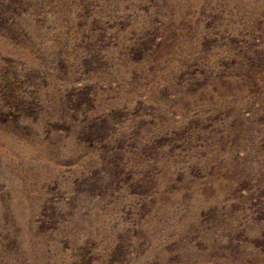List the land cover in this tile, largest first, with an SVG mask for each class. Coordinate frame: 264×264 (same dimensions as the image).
I'll list each match as a JSON object with an SVG mask.
<instances>
[{
    "label": "rangeland",
    "instance_id": "obj_1",
    "mask_svg": "<svg viewBox=\"0 0 264 264\" xmlns=\"http://www.w3.org/2000/svg\"><path fill=\"white\" fill-rule=\"evenodd\" d=\"M165 1L0 0V264H264V15Z\"/></svg>",
    "mask_w": 264,
    "mask_h": 264
},
{
    "label": "bare ground",
    "instance_id": "obj_2",
    "mask_svg": "<svg viewBox=\"0 0 264 264\" xmlns=\"http://www.w3.org/2000/svg\"><path fill=\"white\" fill-rule=\"evenodd\" d=\"M200 1H202V0H166L165 2H166V4H165V8H167V9H169V11H170V13L172 14V18H174V19H176V20H180L181 19V17L184 15L185 16V14H186V12L190 9V8H192V7H194V6H196V8H199V6H200ZM204 1V0H203ZM207 1H209V0H207ZM210 1H213V0H210ZM217 1V0H216ZM228 5L229 6H231V7H234V8H236V11H235V13H233V15L234 16H238V15H244L245 14V11H248V13L250 12V13H253V15H250V14H245L246 16H248L249 17V20L252 18V17H254L255 15L256 16H259V15H264V0H228ZM200 9V8H199ZM191 10V9H190ZM201 10V9H200ZM234 10V9H233ZM68 15V14H67ZM183 16V17H184ZM247 18V17H246ZM72 19V18H71ZM234 19V18H233ZM58 20V19H57ZM60 22V21H59ZM252 22V21H251ZM170 23V22H169ZM231 24V23H230ZM16 33H18V31L16 32ZM39 35V34H38ZM180 35V34H179ZM180 37V36H179ZM1 43H3V42H1ZM0 43V45H2ZM24 43H26V42H24ZM4 44H6V43H4ZM3 44V45H4ZM20 44V43H19ZM5 46V45H4ZM3 46V47H4ZM28 47V46H27ZM186 47V46H185ZM30 48V47H29ZM5 49V48H4ZM163 51H165V50H163ZM185 51V50H184ZM46 53V52H45ZM161 61V60H160ZM33 63V62H32ZM162 63V62H161ZM210 63V62H209ZM34 66V65H33ZM169 69V68H168ZM231 73V72H230ZM255 73V72H254ZM54 76V75H53ZM262 78V77H261ZM246 79V78H245ZM244 79V80H245ZM263 79H264V76H263ZM231 82V81H230ZM238 82V81H237ZM218 83V82H217ZM237 85V84H236ZM53 86V85H52ZM241 88V87H240ZM51 89V88H50ZM225 89V88H224ZM242 89V88H241ZM249 89V88H248ZM54 90V89H53ZM226 90V89H225ZM51 91V90H50ZM56 91V90H55ZM207 91H208V89H207ZM239 91V90H238ZM222 92H226V91H222ZM127 93V92H126ZM205 93H207V92H205ZM210 93V92H209ZM228 93V92H227ZM56 94V93H55ZM204 94V93H203ZM217 94H219V93H217ZM229 94V93H228ZM222 95V94H221ZM238 95H240V94H238ZM42 96V95H41ZM49 96H51V94H49ZM121 96V95H120ZM219 96V95H218ZM223 96V95H222ZM241 96V95H240ZM122 97V96H121ZM43 98V97H42ZM129 98V97H128ZM230 98V97H229ZM45 99V98H44ZM52 99V98H51ZM237 99V98H236ZM56 100H57V98H56ZM58 101V100H57ZM238 101V100H237ZM52 103H54V102H52ZM61 103V102H60ZM238 103V102H237ZM236 103V104H237ZM240 103V102H239ZM48 104V103H47ZM51 104V103H50ZM164 104V103H163ZM184 104V103H183ZM190 105V104H189ZM48 106V105H47ZM53 106H55V105H52V110H53ZM57 106H58V104H57ZM56 106V107H57ZM63 106V105H62ZM191 106H193V104L191 105ZM190 106V107H191ZM232 107V106H231ZM50 108V107H49ZM57 109V108H56ZM52 110H50V111H52ZM236 110V109H235ZM48 112V111H47ZM52 112H54V111H52ZM61 112V111H60ZM236 112V111H235ZM51 114V113H50ZM57 114V113H56ZM58 116V115H57ZM164 116V115H163ZM239 121V120H238ZM247 123V122H246ZM242 124V123H241ZM244 126V125H243ZM242 126V127H243ZM40 127L41 126H39V125H37V126H35L34 128H33V130H35V131H39L40 130ZM247 127V126H246ZM245 127V128H246ZM249 127V126H248ZM247 127V128H248ZM13 127H11V126H7V127H2V131L4 132V133H2L1 135V137H0V139L3 141V142H5V144H6V147H7V150L9 151V153H10V155H13L14 156V162H17V163H21L22 164V167L21 168H19V169H21L19 172L21 173V175L23 176V178H24V180L25 179H28L29 177H31V175L33 174V172L34 173H36L35 175H33L34 176V178H35V176H42L43 177V175H42V173H44V172H46L47 171V169L45 168V166H43L42 164H40L39 163V161H37L36 159H34V160H31V159H33V158H35V151H34V149H31V147H28V145H27V142H21V143H19V145H18V143L17 142H15L14 141V139H16L15 137H14V139H13V137H12V135H9L8 133H10L11 131H13V129H12ZM244 128V127H243ZM246 128V129H247ZM250 128V127H249ZM154 129V128H153ZM32 130V129H31ZM150 130V129H149ZM152 130V129H151ZM244 130V129H243ZM250 130V129H249ZM249 130H248V132H249ZM18 131V130H17ZM20 131V130H19ZM19 131H18V133H19ZM245 132V131H244ZM17 133V132H16ZM235 133V132H234ZM250 133V132H249ZM12 134V133H11ZM53 134V133H52ZM17 135V134H16ZM15 135V136H16ZM234 135V134H233ZM32 136V135H31ZM24 137V136H23ZM248 137V136H247ZM250 137V136H249ZM252 137V136H251ZM250 137V138H251ZM244 138H245V136H244ZM249 138V139H250ZM50 139H51V137H50ZM73 139V138H72ZM52 140V139H51ZM60 140V139H59ZM59 140H57V141H59ZM246 140H247V138H246ZM253 140V139H252ZM29 142H30V140H28ZM33 146L34 145H36V147H39V154L42 156V157H45V158H48V156H50V153H51V150L49 151V147H48V145H46V144H44L38 137L37 138H35V137H33ZM66 140H64V142H65ZM73 141V140H72ZM254 142V141H253ZM253 142H250V143H253ZM249 143V142H248ZM4 144V143H3ZM15 144V145H14ZM51 144V143H50ZM60 144V143H59ZM254 144V143H253ZM55 145H56V143H55ZM20 146H24V148H26V151H25V149H24V151L25 152H23V153H19V150L21 151V147ZM32 146V147H33ZM70 146V145H69ZM253 146V145H252ZM5 147V148H6ZM58 147V146H57ZM257 147V146H256ZM248 148V147H247ZM23 149H22V151H23ZM38 149V148H37ZM55 149V148H54ZM58 149V148H57ZM63 149V148H62ZM257 149V148H256ZM60 150V149H59ZM251 150V149H250ZM253 150H255V149H253ZM56 151V150H55ZM63 151V150H62ZM65 151V150H64ZM73 151V150H72ZM78 152V151H77ZM256 152V151H255ZM63 153V152H62ZM73 153V152H72ZM247 153V152H246ZM249 153V152H248ZM250 153H251V151H250ZM53 154V153H52ZM64 154V153H63ZM67 154V153H66ZM70 154V153H69ZM233 154V153H232ZM8 155V154H7ZM38 154L36 153V156H37ZM39 155V157H41ZM251 155V154H250ZM250 155H248L247 156V158L246 159H248V160H251V161H253L252 159V157L250 156ZM254 155V154H253ZM9 156V155H8ZM55 156V155H54ZM210 156V155H209ZM3 157V156H2ZM52 157V156H51ZM36 158H38V156L36 157ZM50 158V157H49ZM61 158H62V155L61 154H59L58 153V155H57V153H56V159H54V160H51V161H49L48 159L46 160L48 163H49V165H52L53 163H55V162H59L60 160H61ZM231 158V157H230ZM12 159V158H11ZM40 159V158H39ZM38 159V160H39ZM245 159V160H246ZM255 159V158H254ZM13 160V159H12ZM42 160V159H41ZM40 160V161H41ZM230 160V159H229ZM243 160V159H242ZM241 161V160H240ZM239 161V162H240ZM247 161V160H246ZM255 161V160H254ZM259 161V160H258ZM262 161V160H261ZM260 161V162H261ZM231 163H232V161H230ZM238 162V163H239ZM43 163V162H42ZM46 163V162H45ZM60 163V162H59ZM68 163V162H67ZM81 163V162H80ZM235 163V162H234ZM246 163H248V166H247V164L246 165H244V166H246V167H249V170H250V168H251V171H252V163L249 161H247ZM264 163V162H263ZM5 164H7V163H5ZM16 164V163H15ZM233 164V163H232ZM245 164V163H244ZM11 164H9V166H10ZM58 165V164H57ZM60 165V164H59ZM235 165H237V163L235 164ZM240 165H241V163H240ZM239 165V166H240ZM257 165V164H256ZM259 165V164H258ZM261 165V164H260ZM7 166V165H6ZM161 166V165H160ZM229 166V165H228ZM231 166V165H230ZM233 166V165H232ZM243 166V167H244ZM12 167V166H11ZM55 167V166H54ZM58 167V166H57ZM255 167H258V166H253V170L255 169ZM263 167V166H262ZM166 168V167H165ZM230 168V167H229ZM233 168H235L236 169V166L235 167H233ZM9 169V168H8ZM17 169V168H16ZM257 169V168H256ZM264 169V168H263ZM11 170V169H10ZM14 170V169H13ZM57 170V169H56ZM227 170H230V169H227ZM226 170V171H227ZM239 170H242V169H239ZM52 171V170H51ZM233 171V170H232ZM258 171V170H257ZM8 172H9V170H8ZM11 172V171H10ZM18 172V173H19ZM50 172V171H49ZM48 172V173H49ZM249 172V171H248ZM247 172V173H248ZM260 172V171H259ZM263 173H264V171H262ZM14 173H15V171H14ZM19 173V174H20ZM236 173V172H235ZM258 173V172H257ZM9 174V173H8ZM12 174V173H11ZM50 174V173H49ZM53 174V173H52ZM51 174V175H52ZM165 174V173H164ZM226 174V173H225ZM224 174V175H225ZM229 174V173H228ZM256 174V173H255ZM15 175H16V173H15ZM18 175V174H17ZM20 175V176H21ZM227 175V174H226ZM243 175H245V174H243ZM249 175V174H248ZM261 175V174H260ZM32 176V177H33ZM44 176H45V174H44ZM57 176V175H56ZM253 176H254V174H253ZM55 177V176H54ZM246 177H248V176H246ZM13 178V177H12ZM41 178V177H40ZM44 178H46V177H44ZM245 178V177H244ZM257 178H258V176H257ZM14 179V178H13ZM50 179V178H49ZM20 180V179H19ZM29 180H30V178H29ZM35 180V179H34ZM38 180H39V178H38ZM45 180H47V179H45ZM44 180V181H45ZM172 180V179H171ZM208 180H210V179H208ZM207 180V181H208ZM261 180V179H260ZM262 180H264V179H262ZM27 181V180H26ZM25 181V182H26ZM31 181V180H30ZM213 181V180H212ZM215 181V180H214ZM221 181V180H220ZM33 182H35V181H33ZM37 182V181H36ZM39 182V181H38ZM50 182V181H49ZM209 182V181H208ZM9 183H10V181H9ZM12 183V182H11ZM19 183H20V181H19ZM28 183V182H27ZM45 183V182H44ZM196 183V182H195ZM213 183V182H212ZM216 183V182H215ZM36 184V183H35ZM42 184V183H41ZM11 185V184H10ZM30 185V184H29ZM28 185V186H29ZM225 185V184H224ZM16 186V185H15ZM24 186V185H23ZM161 186V185H160ZM223 186V185H222ZM13 187H14V183H13ZM16 187H18V186H16ZM162 187V186H161ZM188 187V186H187ZM196 187V186H195ZM219 187V186H218ZM28 188H31V187H27V189ZM163 188V187H162ZM191 188V187H190ZM216 188H217V186H216ZM220 188V187H219ZM234 188V187H233ZM11 189V188H10ZM17 189V188H16ZM26 189V188H25ZM33 189V188H32ZM36 189V188H35ZM40 189V188H39ZM161 189V188H160ZM191 189H193V187L191 188ZM200 189V188H199ZM198 189V190H199ZM209 189V188H208ZM208 189H205V190H208ZM220 189H222V187L220 188ZM220 189H218V191L220 190ZM14 190V189H13ZM21 190V189H20ZM23 190V189H22ZM31 190V189H30ZM42 190V189H41ZM167 190V189H166ZM185 190V189H184ZM212 190V189H211ZM15 191V190H14ZM32 191V190H31ZM45 191V190H44ZM187 191V190H186ZM190 191H192V190H190ZM193 191H195V190H193ZM192 191V192H193ZM197 191V190H196ZM202 191H203V189H202ZM221 191V190H220ZM219 191V192H220ZM224 191V190H223ZM227 191V190H226ZM229 191V190H228ZM11 192H12V190H11ZM33 192H35V191H33ZM43 192V191H42ZM179 192V191H178ZM177 192V193H178ZM210 192V191H209ZM159 193V192H158ZM188 193V192H187ZM186 193V194H187ZM191 193V192H190ZM198 193H199V191H198ZM201 193V192H200ZM226 193V192H225ZM17 194H18V192H17ZM16 194V195H17ZM21 194V193H20ZM37 194V193H36ZM162 194V193H161ZM165 194V193H164ZM179 194H180V192H179ZM195 194V193H194ZM197 194V193H196ZM215 194V193H214ZM220 194L221 193H219V196H220ZM227 194V193H226ZM30 195V194H29ZM33 195H35V194H33ZM184 195V194H183ZM182 195V196H183ZM190 195V194H189ZM192 195H193V193H192ZM200 195V194H199ZM205 195H208V194H205ZM204 195V196H205ZM217 195V194H216ZM223 195H224V193H223ZM14 196V195H13ZM18 196H20V195H18ZM31 196V195H30ZM37 196H38V194H37ZM40 196H41V193H40ZM173 196H176L175 194L173 195ZM179 195H177V197H178ZM185 196V195H184ZM197 196V195H196ZM195 196V197H196ZM210 196H211V194H210ZM214 196V195H213ZM218 196V195H217ZM218 196V197H219ZM28 197V196H27ZM32 197V196H31ZM200 197H201V195H200ZM199 197V198H200ZM221 197V196H220ZM35 198V197H34ZM33 198V199H34ZM171 198H172V196H171ZM175 198V197H174ZM173 198V199H174ZM189 198V197H188ZM206 198V197H205ZM208 198V197H207ZM17 199V198H16ZM22 199V198H21ZM29 199V198H28ZM39 199V198H38ZM41 199V198H40ZM39 199V200H40ZM83 199V198H82ZM162 199V198H161ZM163 199H164V197H163ZM166 199V198H165ZM168 199H170V198H168ZM167 199V200H168ZM181 199V198H180ZM183 199V198H182ZM193 199H194V196H193ZM218 199V198H217ZM221 199H222V197H221ZM24 200V199H23ZM27 200V199H26ZM159 200V199H158ZM199 200V199H198ZM20 201H22V200H20ZM20 201L18 202V203H20ZM25 201V200H24ZM35 201V200H34ZM34 201H32V202H34ZM166 201V200H165ZM164 201V202H165ZM171 201V200H170ZM170 201H168V202H170ZM173 201V200H172ZM186 201V200H185ZM191 201V200H190ZM195 201V200H194ZM193 201V202H194ZM201 201V200H200ZM220 201V200H219ZM222 201V200H221ZM17 202V201H16ZM31 202V203H32ZM36 202V201H35ZM38 202H40V201H38ZM160 202V201H159ZM163 202V203H164ZM167 202V203H168ZM178 202V201H177ZM183 202V201H182ZM192 202V201H191ZM196 202V201H195ZM203 202V201H202ZM214 202V201H213ZM212 202V203H213ZM22 203V202H21ZM26 203H28V202H26ZM25 203V204H26ZM162 203V202H161ZM166 203V204H167ZM172 203V202H171ZM174 203V202H173ZM180 203V202H179ZM200 203V202H199ZM219 203V202H218ZM217 203V204H218ZM221 203V202H220ZM14 204V203H13ZM75 204V203H74ZM169 204V203H168ZM168 204H167V206H168ZM202 204V203H201ZM200 204V205H201ZM216 204V203H215ZM214 204V205H215ZM17 205H19V204H16V206ZM38 205V204H37ZM163 205V204H162ZM172 205V204H171ZM188 205V204H187ZM204 205V204H203ZM218 205H220V204H218ZM222 205V204H221ZM220 205V206H221ZM15 206V205H14ZM24 206V205H23ZM186 206V205H185ZM190 206H191V204H190ZM210 206V205H209ZM212 206H213V204H212ZM227 206V205H226ZM13 207V206H12ZM33 207V206H32ZM157 207V206H156ZM169 207V206H168ZM173 207V206H172ZM192 207V206H191ZM194 207H196V206H194ZM216 207V206H215ZM17 208V207H16ZM15 208V209H16ZM36 208V207H35ZM79 208V207H78ZM159 208V207H158ZM175 208V207H174ZM185 207H183V209H184ZM203 208V207H202ZM225 208V207H224ZM228 208V207H227ZM226 208V209H227ZM14 209V208H13ZM37 209V208H36ZM182 209V210H183ZM189 209V208H188ZM158 210V209H157ZM185 210V209H184ZM225 210V209H224ZM24 211V210H23ZM22 211V212H23ZM154 212H155V209L153 210ZM163 211H166V210H163ZM173 211V210H172ZM158 212V211H157ZM168 212V208H167V211H166V213ZM182 212V211H181ZM189 212H191V211H189ZM226 212H229V211H226ZM35 213V212H34ZM159 213V212H158ZM157 213V214H158ZM169 213V212H168ZM173 213H174V211H173ZM185 213V212H184ZM183 213V214H184ZM153 214V213H152ZM163 214V213H162ZM192 215H193V213H191ZM190 214V215H191ZM195 214V213H194ZM24 215V214H23ZM37 215V214H36ZM153 215H155V213L153 214ZM163 215H165V214H163ZM191 215V216H192ZM172 216H175V215H172ZM189 216V215H188ZM231 216V215H230ZM14 217V216H13ZM76 217V216H75ZM79 217V216H78ZM153 217V216H152ZM158 217V216H157ZM161 217V216H160ZM196 217V216H195ZM229 217V216H228ZM237 217V216H236ZM32 218V217H31ZM155 218V217H154ZM167 218V217H166ZM165 218V219H166ZM169 218V217H168ZM171 218V217H170ZM24 219V218H23ZM75 219V218H74ZM74 219H73V221H74ZM88 219V218H87ZM100 219V218H99ZM174 219V218H173ZM230 219H232L231 217H230ZM237 219V218H236ZM91 220V219H90ZM89 220V221H90ZM101 220V219H100ZM181 220V219H180ZM234 220V219H233ZM95 221H97V220H95ZM151 221V220H150ZM175 221V220H174ZM179 221V220H178ZM177 221V222H178ZM231 221V220H230ZM18 222V221H17ZM108 222V221H107ZM149 222V221H148ZM158 222V221H157ZM160 222V221H159ZM180 222V221H179ZM182 222V221H181ZM235 222V221H234ZM233 222V223H234ZM84 223V222H83ZM98 223V222H97ZM189 223V222H188ZM31 224V223H30ZM33 224V223H32ZM70 224V223H69ZM72 224H74V223H72ZM163 224H164V222H163ZM168 224V223H167ZM172 224V223H171ZM177 224V223H176ZM232 224V223H231ZM235 224V223H234ZM233 224V225H234ZM147 225V224H146ZM152 225V224H151ZM160 225L162 226V224L160 223ZM182 225V224H181ZM232 225V226H233ZM79 226V225H78ZM100 226V225H99ZM158 226V225H157ZM165 226V225H164ZM169 226V225H168ZM184 226V225H183ZM191 226V225H190ZM228 226V225H227ZM226 226V227H227ZM236 226V225H235ZM149 227V226H148ZM152 227V226H151ZM169 227H171V226H169ZM234 227V226H233ZM232 227V228H233ZM34 228V227H33ZM143 228V227H142ZM163 228H165V227H163ZM173 228V227H172ZM175 228V227H174ZM180 229H181V227H179ZM185 228H187V227H185ZM184 228V229H185ZM231 228V227H230ZM100 229V228H99ZM146 229V228H145ZM159 229V228H158ZM161 229V228H160ZM169 229V228H168ZM227 229V228H226ZM155 230V229H154ZM165 230V229H164ZM171 230V229H170ZM169 230V231H170ZM151 231V230H150ZM149 231V232H150ZM179 231V230H178ZM229 231V230H228ZM145 232H147V231H145ZM157 232H159V230L157 231ZM164 232V231H163ZM168 232V231H167ZM181 232V231H180ZM111 233V232H110ZM152 233V232H151ZM161 233V232H160ZM117 234V233H116ZM150 234V233H149ZM164 234V233H163ZM168 234V233H167ZM34 235V234H33ZM105 235H106V233H105ZM104 235V236H105ZM144 235V234H143ZM145 235H147V234H145ZM165 235V234H164ZM36 236V235H35ZM152 236V235H151ZM157 236H158V234H157ZM111 237V236H110ZM113 237V236H112ZM161 237V236H160ZM30 238V237H29ZM24 239V238H23ZM22 239V240H23ZM103 239V238H102ZM110 239V238H109ZM154 239V238H153ZM152 239V240H153ZM159 239V238H158ZM161 239V238H160ZM35 240V239H34ZM71 240V239H70ZM73 240V239H72ZM208 240V239H207ZM155 241V240H154ZM27 242V241H26ZM151 243H152V241H150ZM34 243V242H33ZM32 243V244H33ZM37 243V242H36ZM30 244V243H29ZM153 244V243H152ZM36 245H38V244H36ZM27 246V245H26ZM25 247V246H24ZM30 248V247H29ZM31 249V248H30ZM37 249V248H36ZM246 249H248V248H246ZM27 250V249H26ZM249 250V249H248ZM41 251V250H40ZM44 251V250H43ZM153 251V250H152ZM240 251H242V250H240ZM239 251V252H240ZM251 251H252V249H251ZM151 252V251H150ZM246 252H247V250H246ZM255 252H257L256 250H255ZM195 253V252H194ZM194 253H193V255H194ZM242 253H244V252H242ZM250 252H248V254H249ZM253 253V252H252ZM36 254V253H35ZM43 252L41 253V254H39V258L40 259H42V256H43ZM152 254V253H151ZM191 254V253H190ZM196 254V253H195ZM247 254V255H248ZM251 255V254H250ZM249 255V256H250ZM38 256V255H37ZM191 256V255H190ZM248 256V257H249ZM257 256V255H256ZM35 257V256H34ZM44 257V256H43ZM192 257V256H191ZM191 257H189V258H191ZM237 257H238V255H237ZM240 257V256H239ZM243 257V256H242ZM242 257H240V259L242 258ZM255 257V256H254ZM28 258V257H27ZM194 258V257H193ZM196 258H198V257H195V259ZM245 258H247L246 256H245ZM251 258V257H250ZM257 258V257H256ZM32 259H34V258H32ZM199 259V258H198ZM198 259H197V261H198ZM264 259V258H263ZM38 260V259H37ZM43 260V259H42ZM191 260V259H190ZM243 260V259H242ZM261 261H263L262 259H260ZM259 260V261H260ZM246 261V260H245ZM244 261V262H245ZM251 261V260H250ZM253 261V260H252ZM196 262V261H195ZM39 263V262H38ZM241 263H242V261H241ZM250 264H251V262H250Z\"/></svg>",
    "mask_w": 264,
    "mask_h": 264
}]
</instances>
